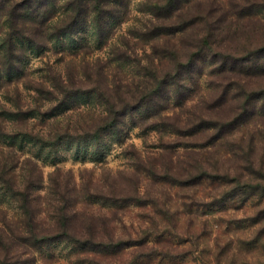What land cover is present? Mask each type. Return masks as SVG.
<instances>
[{
	"label": "rangeland",
	"instance_id": "obj_1",
	"mask_svg": "<svg viewBox=\"0 0 264 264\" xmlns=\"http://www.w3.org/2000/svg\"><path fill=\"white\" fill-rule=\"evenodd\" d=\"M142 1L132 0L129 10L120 13L126 21L114 34L118 46H123L122 34L135 43L142 24L154 20L147 11L139 10ZM201 2L210 18L196 30L212 23L211 38L218 40L214 49L195 64L193 77L179 94L171 88L169 98L151 106L145 118L128 121L111 134L102 159L94 157L90 145L80 147L86 151H78L75 144L63 145L55 155L56 163L47 157L46 149L36 156L38 147L32 143L15 148L21 189L26 184L22 174H28L34 162L36 173L42 175L43 187L31 189L42 229L56 228L54 205L59 193H64L68 200L76 201L70 210L73 232L88 234L95 219L97 234L104 240L130 239L131 246L92 250L59 239L36 249L15 241L10 243L11 260L17 264H129L139 258L133 264H264V57L257 65L241 63L259 53L264 56V0ZM196 3L191 0L187 5L193 13ZM63 12L59 8L57 14ZM4 20L0 15V41L5 34L1 33ZM187 35L179 34L177 44L190 39L191 33ZM159 42L160 50L165 51L166 39ZM51 46L28 52L25 67L29 78L1 89L0 126L8 132L50 129L53 119L39 111L23 120L7 115L3 121L5 111L17 113L19 108L27 111L39 106L45 112L49 108L45 101L37 103V94L29 89L43 80L48 64L66 72L67 65L79 70L83 57L93 61L110 56L109 47L77 52L60 44ZM187 51L182 48L180 52ZM138 53L144 64L150 56H157L150 44ZM227 58L232 62L227 64ZM173 64L166 57L160 68L166 71ZM75 106L58 114L56 124L72 127L104 109L93 94L80 96ZM237 115L239 123L228 124L224 137L217 140L222 145L214 147L210 140L218 130L207 127L206 121L226 123ZM9 144L8 140L5 148L0 147V159L2 151L10 156ZM203 171L212 177L196 176ZM5 191L6 187L2 194ZM0 199V227L15 230L23 226L20 203L10 193ZM148 235V242L138 244Z\"/></svg>",
	"mask_w": 264,
	"mask_h": 264
},
{
	"label": "trees",
	"instance_id": "obj_2",
	"mask_svg": "<svg viewBox=\"0 0 264 264\" xmlns=\"http://www.w3.org/2000/svg\"><path fill=\"white\" fill-rule=\"evenodd\" d=\"M131 1L66 0L62 4L61 0H0V15L5 17L4 28L1 30V33L4 31L5 34L0 41V91L4 87L21 83L29 78L25 58L30 51H45L50 49L51 45L57 47V44L64 48L71 47L77 52L91 50L93 46L100 50L105 47L110 48L108 52L110 56L107 59L99 56L98 59L91 61L83 57L79 70L67 65L66 72H63L48 64V73L42 78L43 80L29 86V89H33L37 94L35 97L37 103L45 101L50 104L45 112H42L39 106L27 111L19 108L17 113L2 111L3 121H6L7 115L22 116L21 120H23L27 115H33L37 111L49 116L53 121L46 132L24 128L8 132L5 126H0V147H4L3 144L9 140L11 148L10 156L5 154V151L1 152L0 195L5 197L10 193L14 201L20 203L24 215V220L20 221L23 226L15 230L10 226L9 229L0 227V264H17V261L11 260L13 254H9L10 243L15 241L27 248L36 249L59 239L92 250H119L127 245L131 246L130 239L110 237L104 240L97 234L98 223L95 219L92 221L93 227L87 230L88 234L73 232L71 220L74 214L70 210L75 207L76 201L71 202L64 193L61 195L59 193V197H56L57 205H54L52 221L56 228L42 229L40 211L32 204L36 195L31 194L32 188L34 190L43 187L42 175L36 173L38 167L37 165L35 167L36 162H34L33 169L24 176L22 174L26 184L25 189H21L19 176L15 172L19 161L14 158L17 146L23 148L27 143H32L38 147L36 156H40L41 150L46 149L47 157H51L53 163H56L55 155L60 147L73 144L78 151H86L80 149L82 145L92 146L94 157L102 159L106 154L108 137L119 132L128 121L134 123L137 119L145 118L151 106L157 105L164 97L169 98L168 91L171 88L179 94L186 80L189 81L193 77L191 72L195 64L204 60L209 55L207 52L214 49L213 44L218 42L216 38H211L212 23L196 30L201 27L200 23L203 20L208 21L210 18L201 0H196L194 13L191 8H187L191 0H143L139 10L147 11L154 20L142 24L135 43L125 40L127 38L122 34L123 46L120 47L114 43L116 39L114 34L117 26L120 27L126 21L122 20L125 15L121 16L120 13L129 10ZM59 8L64 9L61 16L57 14ZM236 11L244 12L241 9ZM228 13L232 12L228 11ZM181 18L185 19L181 20ZM190 33V39L187 37L182 44H177L176 40L181 38L178 37L179 34L189 36ZM160 39L167 41L165 51L159 48ZM147 44H150L157 56H150L148 63L144 64L138 49H144V45ZM182 48L188 49L184 55L180 52ZM166 57L172 59L174 64L172 68L163 71L160 65ZM263 57L259 53L253 60L241 59V63L244 64L243 66L257 65ZM156 59L159 60L158 63L155 62ZM229 61L230 59L227 58V64ZM128 67L131 71L126 69ZM131 73L133 76L128 75ZM17 86L19 88V85ZM92 94L104 105L102 112L72 127L56 124L58 114L66 113L76 107V101L80 96ZM238 118L239 115L226 123L206 121L207 127L214 126L218 130L210 140L214 147L222 145L217 140L224 137L225 127L237 122ZM199 126L203 127L202 124ZM196 176L200 179L212 177L207 171L198 172ZM5 187L6 191L2 194L1 191ZM135 199L140 201L137 196ZM155 203L157 204L156 201ZM101 220L104 222L103 219ZM150 236L142 237L139 242L137 241L138 244L148 242ZM138 259H134L129 264L136 263Z\"/></svg>",
	"mask_w": 264,
	"mask_h": 264
}]
</instances>
